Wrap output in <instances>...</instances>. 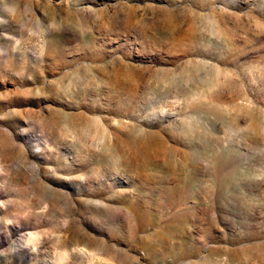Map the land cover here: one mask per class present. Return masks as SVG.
Wrapping results in <instances>:
<instances>
[{
	"label": "rangeland",
	"instance_id": "obj_1",
	"mask_svg": "<svg viewBox=\"0 0 264 264\" xmlns=\"http://www.w3.org/2000/svg\"><path fill=\"white\" fill-rule=\"evenodd\" d=\"M0 264H264V0H0Z\"/></svg>",
	"mask_w": 264,
	"mask_h": 264
}]
</instances>
